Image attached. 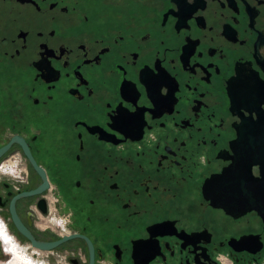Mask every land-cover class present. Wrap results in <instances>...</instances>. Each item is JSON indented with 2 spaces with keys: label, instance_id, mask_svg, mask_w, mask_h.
Here are the masks:
<instances>
[{
  "label": "flooded vegetation",
  "instance_id": "flooded-vegetation-1",
  "mask_svg": "<svg viewBox=\"0 0 264 264\" xmlns=\"http://www.w3.org/2000/svg\"><path fill=\"white\" fill-rule=\"evenodd\" d=\"M14 136L0 264H264V0H0Z\"/></svg>",
  "mask_w": 264,
  "mask_h": 264
},
{
  "label": "water",
  "instance_id": "water-1",
  "mask_svg": "<svg viewBox=\"0 0 264 264\" xmlns=\"http://www.w3.org/2000/svg\"><path fill=\"white\" fill-rule=\"evenodd\" d=\"M13 142H18L20 143L23 148H24V153L25 155L28 157L30 163L32 164L33 166V156L32 154L29 152L28 148L26 147V143L24 142L23 139H21L20 137L18 136H14L12 137V139L5 145L1 146L0 147V156L2 154H4L7 149L9 148V146L13 143ZM37 169L41 172V174H43V171L42 169H40L39 167H37ZM45 185V184H44ZM43 187V186H42ZM40 190V189H38ZM24 195H30V194H33V190L31 191H28V192H24L22 193ZM13 218H14V221H15V224L17 226V228L19 229V231L27 238L31 241V244L33 246V235L24 227L20 224V222L18 221V219L16 218L15 214L13 213ZM56 245V243H52V244H48V245H41L42 248H50L51 246H54Z\"/></svg>",
  "mask_w": 264,
  "mask_h": 264
},
{
  "label": "rangeland",
  "instance_id": "rangeland-1",
  "mask_svg": "<svg viewBox=\"0 0 264 264\" xmlns=\"http://www.w3.org/2000/svg\"><path fill=\"white\" fill-rule=\"evenodd\" d=\"M0 252L3 253L2 250H0ZM25 252H26V254L30 255L29 252L31 253V250L26 249ZM3 256H4V258H5V255H4V254H3ZM4 258H3V259H4ZM11 260H12V258L10 259V261H11ZM10 261H8V264L10 263ZM38 261H39V260H38ZM1 264H2V263H1Z\"/></svg>",
  "mask_w": 264,
  "mask_h": 264
},
{
  "label": "bare ground",
  "instance_id": "bare-ground-1",
  "mask_svg": "<svg viewBox=\"0 0 264 264\" xmlns=\"http://www.w3.org/2000/svg\"><path fill=\"white\" fill-rule=\"evenodd\" d=\"M15 248L20 249L18 246L13 245Z\"/></svg>",
  "mask_w": 264,
  "mask_h": 264
}]
</instances>
